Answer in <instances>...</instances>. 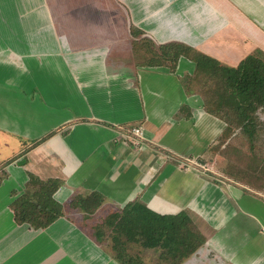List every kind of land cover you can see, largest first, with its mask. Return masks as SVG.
Instances as JSON below:
<instances>
[{"label": "crops", "instance_id": "obj_1", "mask_svg": "<svg viewBox=\"0 0 264 264\" xmlns=\"http://www.w3.org/2000/svg\"><path fill=\"white\" fill-rule=\"evenodd\" d=\"M171 42L236 66L264 53V0H0V264H126L92 220L135 201L186 213L205 238L165 264H264L249 184L178 163L212 158L227 123L189 90L193 60L156 61ZM138 124L140 152L122 134ZM30 174L62 181L64 213L46 227L18 222L11 205ZM94 191L95 211L70 206Z\"/></svg>", "mask_w": 264, "mask_h": 264}, {"label": "trees", "instance_id": "obj_2", "mask_svg": "<svg viewBox=\"0 0 264 264\" xmlns=\"http://www.w3.org/2000/svg\"><path fill=\"white\" fill-rule=\"evenodd\" d=\"M158 50L156 61L159 63L168 62L175 66L181 55L189 57L196 63L195 74L188 77L189 90L201 94L205 108L224 121L220 114L221 109L218 108L223 95L218 96L217 102L216 88L198 85L199 70L207 71L210 76L219 73L215 70L220 71L219 75L223 76L228 87L227 100L234 102L235 108L244 119L251 121V115L259 107L264 108V58L258 55L261 50L247 55L236 66L224 64L194 47L178 42L162 44ZM61 182L60 179L44 180L30 174L26 189L17 195L11 204L16 220L20 223L27 222L35 228L46 227L53 223L64 213L63 205L54 197ZM102 203L103 195L94 191L88 195H77L70 202V206L93 212ZM113 216L118 217L123 232L132 236L135 235L134 229L140 231L145 246L160 245L169 253H173L174 259L177 260L189 256L205 242L204 236L193 226L192 219L184 212L177 215L160 214L135 201L128 203L111 217ZM96 235L102 241L98 230Z\"/></svg>", "mask_w": 264, "mask_h": 264}, {"label": "rangeland", "instance_id": "obj_3", "mask_svg": "<svg viewBox=\"0 0 264 264\" xmlns=\"http://www.w3.org/2000/svg\"><path fill=\"white\" fill-rule=\"evenodd\" d=\"M230 54L231 52L225 49V55ZM258 55L264 58L262 51ZM215 71L220 73L219 70ZM219 73L210 76L207 71L199 70L200 83L198 85L216 88L215 101L219 99L218 96L223 95L218 108L221 109L220 114L227 122V127L213 147L212 158H206L202 165L199 162V164L196 163L195 159L182 160L178 163L183 169H197L201 173L206 172L209 176L217 177L222 180V183H226L224 185L234 184L236 181L249 184V188L244 190L245 193H248L246 198L254 205L253 209H249L262 219L264 218L261 212L264 209V108L259 107L251 115V121L244 119L243 115L235 108L234 102L227 100L228 87H226L223 76H220ZM216 157H218L217 160ZM112 215L113 213L107 218L96 217L92 223L97 224L96 231L101 233L102 242L107 243L115 257L122 259L126 264H165L166 249L156 250L157 257L150 256L149 250L145 249L143 244L142 234L131 236V234L123 232L118 223V217H111ZM193 226L198 229L194 222ZM132 237L135 239L133 240ZM169 254L171 253L168 252V257ZM133 259L138 262H134Z\"/></svg>", "mask_w": 264, "mask_h": 264}, {"label": "built area", "instance_id": "obj_4", "mask_svg": "<svg viewBox=\"0 0 264 264\" xmlns=\"http://www.w3.org/2000/svg\"><path fill=\"white\" fill-rule=\"evenodd\" d=\"M123 139L126 144H131L136 149H142L148 141L144 135V126L142 124L132 125L122 129ZM196 163H198L196 161ZM199 164V163H198Z\"/></svg>", "mask_w": 264, "mask_h": 264}]
</instances>
